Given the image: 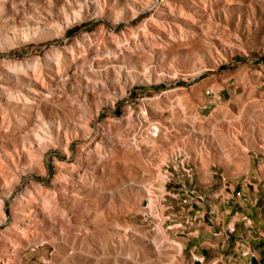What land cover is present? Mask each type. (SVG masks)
Here are the masks:
<instances>
[{
  "label": "rangeland",
  "instance_id": "1",
  "mask_svg": "<svg viewBox=\"0 0 264 264\" xmlns=\"http://www.w3.org/2000/svg\"><path fill=\"white\" fill-rule=\"evenodd\" d=\"M22 74L39 91L29 104ZM39 130L38 164L12 167L4 150ZM177 153L195 169L200 209L182 203L180 175L164 187ZM262 154L264 0L0 1L3 264H177L179 238L213 204L243 232L264 199Z\"/></svg>",
  "mask_w": 264,
  "mask_h": 264
},
{
  "label": "crops",
  "instance_id": "2",
  "mask_svg": "<svg viewBox=\"0 0 264 264\" xmlns=\"http://www.w3.org/2000/svg\"><path fill=\"white\" fill-rule=\"evenodd\" d=\"M201 127V131L207 132V120ZM246 160L245 154H243ZM264 158V154H262ZM198 163V176L203 182H207V158ZM228 155H222L220 161L223 168L231 171L232 167H228ZM239 169L234 171L238 174ZM255 174L264 176V162L258 169H254ZM260 179H258V184ZM250 184V183H248ZM261 187V185H255ZM255 187V189H256ZM256 201L255 205H251L252 210L245 212L240 220L243 222L244 230L242 233H229L228 229H234L237 222V212L234 215L232 223L224 225L223 219L225 215L230 214L229 211H220V216H214L218 213L220 205L213 204L210 206L207 214L211 215V219L207 218V222H196V229L189 228L186 238L180 237L179 244L181 249L176 252L177 264H264V199ZM224 204H228L224 202ZM242 207V205H238ZM225 206H222V208ZM230 208V206H228ZM201 217L205 212H197ZM201 219V218H200ZM202 220V219H201ZM252 257V258H250Z\"/></svg>",
  "mask_w": 264,
  "mask_h": 264
},
{
  "label": "bare ground",
  "instance_id": "3",
  "mask_svg": "<svg viewBox=\"0 0 264 264\" xmlns=\"http://www.w3.org/2000/svg\"><path fill=\"white\" fill-rule=\"evenodd\" d=\"M1 1V0H0ZM76 12V11H75ZM79 13V12H78ZM13 26V25H12ZM15 29V26L13 27H9L8 28V31L6 32V34H3V38L5 40H8V34H10V32L12 30ZM35 36V35H34ZM21 39L20 41L21 42H25L26 41V36L22 33L21 34ZM71 56V55H70ZM27 77L25 74H22V78L19 77L18 78V82L20 84V86H27V89H23L20 91V100L25 103V104H29L32 100V96L35 95V94H38L39 91H37L36 89L32 88L28 83V81H25L23 80V78ZM45 126V125H44ZM60 128V127H59ZM47 137L43 134V131H38V132H35L32 136V140L31 141H28L27 145L26 146H23L21 150H19L18 148L14 147L12 148V150H4L3 152V155L5 156V158H7L12 167L15 166V159H17L18 161L20 160V158L24 157L27 164H35L37 165L38 162H39V159L41 157V152L39 150V147L41 145L44 144L45 140L44 138ZM48 138L50 139V136H48ZM34 146H36L38 148V153H35L34 151ZM9 181V180H8ZM10 186V185H9ZM8 188V185L7 183L5 182V180L3 181V185L1 186L0 185V191H5V189ZM2 194V193H1ZM35 200L34 196L31 195L29 193L28 197H26V199L24 201H22L23 203L22 204H19V201H16L15 202V206H14V216H16V214H21L24 209L23 207L24 206H27V205H31V203ZM45 200V198H44ZM0 201H1V198H0ZM44 206V205H43ZM0 207H1V203H0ZM50 208V207H49ZM48 209V208H47ZM18 229V228H17ZM19 230H23L22 228H20ZM176 248L178 250L181 249L180 245H176ZM0 264H3V262H0Z\"/></svg>",
  "mask_w": 264,
  "mask_h": 264
},
{
  "label": "built area",
  "instance_id": "4",
  "mask_svg": "<svg viewBox=\"0 0 264 264\" xmlns=\"http://www.w3.org/2000/svg\"><path fill=\"white\" fill-rule=\"evenodd\" d=\"M173 164L171 167V174H167L165 177L166 181L164 182V187L171 183L173 179V174H175L178 178L180 175L179 181L176 183L179 186V191L183 193L184 199L182 203L186 206L189 210H194L195 208L200 209L201 203L204 202V197L202 193L199 191L197 186L195 185L194 175L195 169L193 166L189 165L183 159L182 154L177 153L174 158H172ZM168 168V167H167ZM253 205L256 204V201L252 203ZM198 216L197 212L195 213L194 219ZM204 214L201 215V219H203ZM199 218V217H198ZM192 225V224H191ZM228 232L232 233L233 229H228ZM252 258V257H250Z\"/></svg>",
  "mask_w": 264,
  "mask_h": 264
}]
</instances>
